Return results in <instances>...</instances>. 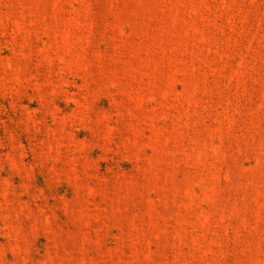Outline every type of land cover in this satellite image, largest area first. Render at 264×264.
<instances>
[{
  "label": "rangeland",
  "instance_id": "rangeland-1",
  "mask_svg": "<svg viewBox=\"0 0 264 264\" xmlns=\"http://www.w3.org/2000/svg\"><path fill=\"white\" fill-rule=\"evenodd\" d=\"M0 264H264V0H0Z\"/></svg>",
  "mask_w": 264,
  "mask_h": 264
}]
</instances>
